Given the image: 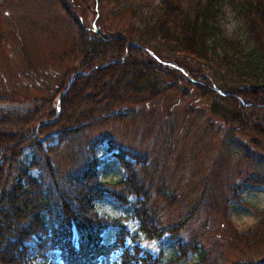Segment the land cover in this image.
<instances>
[{
	"label": "trees",
	"instance_id": "obj_1",
	"mask_svg": "<svg viewBox=\"0 0 264 264\" xmlns=\"http://www.w3.org/2000/svg\"><path fill=\"white\" fill-rule=\"evenodd\" d=\"M59 1L80 28L77 48L81 59L74 79L68 81L69 74L65 77L66 91L60 100L63 90L29 111L0 108V264H33L39 258L48 261L55 252L63 264H109L119 251L120 264H189L192 255L198 257L195 264H216L207 260V250L203 251L196 234L181 241L182 229L191 225L189 214L184 219L178 216L190 208L181 197L185 190L174 192L173 199L167 197L165 183L155 184L153 177L149 181L147 164L139 169L138 163L146 160L117 148L110 140L111 148L119 151L116 157L125 177L108 181L101 178L103 161L96 154L102 141L88 146L82 163L71 158L69 166L56 167L52 161L62 145H69L91 123L123 104H150L174 91L181 81L196 86L180 68L192 77L211 73L213 85L221 91L215 92L214 86L207 89L213 95L211 113L231 129L252 135L253 147L264 152V0H188L187 7L183 0H160L142 20L143 26L132 28L136 34L112 40L95 33L88 38L67 5ZM228 4L244 25L246 47L224 26L223 7ZM2 38L0 28V43ZM256 109L263 112L260 117L254 114ZM34 170L38 176L32 175ZM157 195L162 205L156 202ZM207 195L208 191L205 198L210 204L212 196ZM105 198L132 206L130 219L139 222V232L147 240L177 234L173 235L178 242L175 257L163 263L150 254L141 256L144 252L138 246L131 252L126 247L129 218L100 215L96 203ZM182 201L187 204L179 205V212L169 213V220L165 214L160 219L161 209L168 206L170 210L173 203ZM201 202L192 206V214ZM259 218L248 231L231 229L232 247L264 243V211ZM110 228L119 233L113 244H106L104 233Z\"/></svg>",
	"mask_w": 264,
	"mask_h": 264
},
{
	"label": "rangeland",
	"instance_id": "obj_2",
	"mask_svg": "<svg viewBox=\"0 0 264 264\" xmlns=\"http://www.w3.org/2000/svg\"><path fill=\"white\" fill-rule=\"evenodd\" d=\"M62 1L83 26L88 38H94L95 33L107 40L128 36L133 29H140L150 9L160 3V0ZM188 2L183 0L182 4L187 7ZM223 10L228 33L246 47L243 23L229 4ZM0 28L3 33L0 43V108L29 111L34 104L51 99L63 90L58 96L60 100L66 91L65 77L69 74L68 81L74 79L81 59L77 48L80 46V28L66 14L61 1L0 0ZM180 69L196 86L181 81L174 91L150 104H123L109 116L91 123L72 140L74 144L62 145L52 163L56 167H67L71 158L82 163L88 146L99 140L102 144L97 145L96 154L103 161L101 178L120 180L125 177V172L116 157L118 149L111 148V140L117 148L146 160L133 162H139V169L147 164L149 181L153 177L155 184L165 183L167 197L173 199L174 192L185 190L181 197L189 202V209L180 211L179 205L187 204L182 201L173 203L171 212L166 206L159 214L160 219L165 214L166 220L172 212L180 211L178 216L183 215V219L189 214L187 219L191 220V225L182 229L181 241L188 240V234H196L203 251L207 250L210 263L264 262V243L250 248L245 245L232 247L234 237L231 230L234 227L239 232L253 229L259 222V212L264 211V185L258 184L264 182V152L253 147L252 135L231 129V125L211 113L213 95L207 91L214 86L211 73L205 71L192 77L184 68ZM204 86L206 89L201 88ZM213 90L217 92L218 88L214 86ZM254 111L258 117L263 113L260 109ZM38 174V171H32L33 176ZM206 191L207 197L212 196L210 204L205 198ZM155 198L162 205V199L158 195ZM135 200L132 198L131 202ZM198 202L202 206L192 214V206ZM96 209L102 216L129 218L125 223L130 232L126 247L131 252L138 246L144 252L141 256L150 254L163 263L175 257L178 242L173 235L177 234H167L159 241L147 240L139 232V222L130 219L134 214L132 206H122L112 198H105L96 203ZM118 233V229L110 228L104 233V242L113 244ZM35 255L33 251L32 257ZM121 255L122 251L117 252L109 264H120ZM187 262L195 264L198 257L189 256ZM33 264L63 262L59 252H55L49 255L48 261L39 258Z\"/></svg>",
	"mask_w": 264,
	"mask_h": 264
}]
</instances>
